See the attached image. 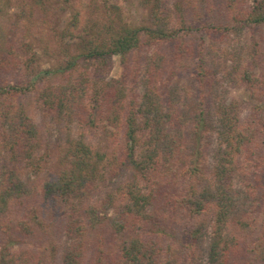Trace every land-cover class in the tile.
<instances>
[{"label":"trees","instance_id":"16d2710c","mask_svg":"<svg viewBox=\"0 0 264 264\" xmlns=\"http://www.w3.org/2000/svg\"><path fill=\"white\" fill-rule=\"evenodd\" d=\"M139 2L142 24L131 26L112 0H0V19L16 9L9 27L0 25V264H84L89 255L90 264H200L209 221L207 264H264V205L238 218L234 198L241 161L264 172V106L248 118L236 103L217 107L221 150L210 170L204 148L216 81L208 41L264 26V0ZM255 45L253 62L234 70L261 100ZM115 57L118 80L109 79ZM188 69L192 120L176 86ZM48 118L66 133L54 148L44 141ZM127 168L132 180L103 193ZM37 198L65 219L70 246L59 261L40 209L18 214ZM42 230L49 257L16 249Z\"/></svg>","mask_w":264,"mask_h":264},{"label":"rangeland","instance_id":"374dc122","mask_svg":"<svg viewBox=\"0 0 264 264\" xmlns=\"http://www.w3.org/2000/svg\"><path fill=\"white\" fill-rule=\"evenodd\" d=\"M251 2L253 0H246ZM114 4H118L122 8L124 18L128 25L139 26L142 24L144 16V10L140 6L139 0H112ZM16 9H11L8 13L0 19V25L3 28L9 27L12 22L13 14ZM70 21V15L63 16L61 28H65ZM259 44L260 55L255 63V72L258 76L264 77V26L256 28L254 30H243L237 32L228 43H213L208 41L209 49L207 50V63L208 68L216 73V81L213 84L210 95V110L209 115L206 117L209 133L204 143L207 157V167L210 170L216 160L220 156L221 147L217 141L216 130L218 128V110L216 109L220 105L230 106L232 104H238L243 118H248L254 110V106H264V97L261 100H255L252 98L251 93L244 87L239 85L237 73H235V66L237 64L242 65L244 63L251 64L253 62L252 52L255 49V44ZM166 54V53H165ZM188 66V65H187ZM192 66V65H191ZM122 76V67L120 66V58L115 57L113 60V69L109 75V79L118 80ZM0 78L6 79L5 74H0ZM11 83L15 82V78L10 79ZM140 89L138 93L142 95L145 85V78L141 81ZM184 89V95L181 96V102L187 108V117L189 120L193 119L190 113V107H194V103L197 100L196 87L194 80L190 75V69L182 72L180 79L177 81V85ZM30 104V113L34 119L43 126V115L35 109L33 97L27 99ZM51 132L45 133L46 138L44 141L50 139V147H53L55 140L64 142L66 133L61 131L60 128L55 126L54 122L50 118L47 119ZM52 127V128H51ZM78 131H74V135L77 136ZM50 136V137H49ZM246 162L241 161L239 163L238 173L234 180L235 191V214L236 217L242 218L253 214L255 217L260 213L261 205H264V172L256 173L249 170ZM49 175H46L47 177ZM133 177V171L131 168L125 169L122 174L115 178L113 181H109L108 185L103 189V193L109 192L118 188L120 184L130 182ZM33 180L39 181L43 177L32 176ZM260 206L257 207L256 206ZM27 209L19 211L20 216L31 215L35 209H40L41 220L44 223V228H48L51 231V240L55 241V246L59 247L56 252L59 254L57 260L59 261L60 254H63L65 248L70 246V242L66 240L65 236V219L59 214H52V207L48 204H44L41 199L37 198L30 205L26 206ZM29 208V209H28ZM108 211V210H107ZM109 214H113V211H108ZM258 215V216H259ZM53 221V223H52ZM208 234L203 237L198 246L200 264H207L210 236H211V222L207 223ZM41 233V232H40ZM48 236L42 230L38 239L30 240L28 245L17 247L16 249H22L24 247L33 250L37 254H42L47 257L50 255ZM91 256L87 258L84 264H90ZM58 264V263H57Z\"/></svg>","mask_w":264,"mask_h":264}]
</instances>
